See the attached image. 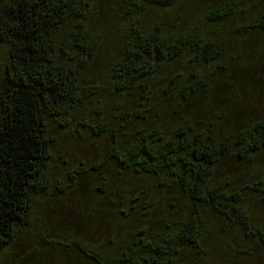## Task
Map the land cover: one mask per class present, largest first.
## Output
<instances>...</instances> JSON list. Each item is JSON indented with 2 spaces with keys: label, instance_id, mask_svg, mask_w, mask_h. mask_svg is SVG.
Returning a JSON list of instances; mask_svg holds the SVG:
<instances>
[{
  "label": "trees",
  "instance_id": "trees-1",
  "mask_svg": "<svg viewBox=\"0 0 264 264\" xmlns=\"http://www.w3.org/2000/svg\"><path fill=\"white\" fill-rule=\"evenodd\" d=\"M96 1L0 0V251L97 174L81 264H264V0ZM54 125L101 159L55 176Z\"/></svg>",
  "mask_w": 264,
  "mask_h": 264
},
{
  "label": "rangeland",
  "instance_id": "rangeland-1",
  "mask_svg": "<svg viewBox=\"0 0 264 264\" xmlns=\"http://www.w3.org/2000/svg\"><path fill=\"white\" fill-rule=\"evenodd\" d=\"M112 1H96L104 18L101 23L111 16L113 11L109 9ZM119 1L112 4L116 6ZM194 1L196 2V0H190V4H194ZM205 1L203 0V3ZM109 24L104 43L110 48L114 46L117 49L121 41L120 25H112L111 21ZM9 54V47L0 42V80L3 78ZM109 56H112L111 53L108 50L105 51L101 59L102 64L99 66L96 64L91 70L94 72L87 74L88 77L94 75L95 81L99 80L102 75L100 71L97 72V68L101 69ZM261 78L262 75L258 79ZM53 129L52 135L60 139V147L54 153V158L50 159L51 164L58 165L53 170L55 176L65 180L69 167L82 164V162V166H90L101 159L102 144L99 140L76 139L58 125H54ZM98 181H100V176L97 174L87 176L82 180L81 186L83 185L84 188L78 189L71 198V202L75 203L42 196L40 200H44L43 206L37 204L34 207L35 223L20 231L17 238L3 251H0V264H81L79 259L73 255L70 247L65 244L75 237L85 235L87 227L96 221L106 228L119 224L113 213L107 209L95 213L93 218L88 215L87 202L91 205L90 200L93 198L91 197V186L93 183L97 184Z\"/></svg>",
  "mask_w": 264,
  "mask_h": 264
}]
</instances>
